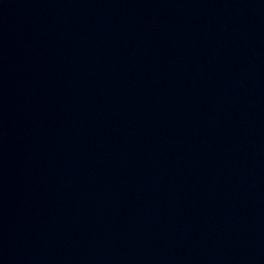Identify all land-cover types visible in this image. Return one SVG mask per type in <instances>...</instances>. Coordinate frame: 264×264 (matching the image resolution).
I'll return each instance as SVG.
<instances>
[{"label":"water","instance_id":"1","mask_svg":"<svg viewBox=\"0 0 264 264\" xmlns=\"http://www.w3.org/2000/svg\"><path fill=\"white\" fill-rule=\"evenodd\" d=\"M0 264H264V0H0Z\"/></svg>","mask_w":264,"mask_h":264}]
</instances>
